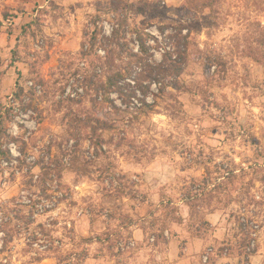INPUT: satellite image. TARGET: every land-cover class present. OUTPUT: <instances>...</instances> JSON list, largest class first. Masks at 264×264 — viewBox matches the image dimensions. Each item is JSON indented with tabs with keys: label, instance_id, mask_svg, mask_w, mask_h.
I'll return each instance as SVG.
<instances>
[{
	"label": "rangeland",
	"instance_id": "374dc122",
	"mask_svg": "<svg viewBox=\"0 0 264 264\" xmlns=\"http://www.w3.org/2000/svg\"><path fill=\"white\" fill-rule=\"evenodd\" d=\"M138 33L153 67L190 34L188 62L128 73ZM142 218L264 264V0H0V264H123Z\"/></svg>",
	"mask_w": 264,
	"mask_h": 264
},
{
	"label": "crops",
	"instance_id": "0c3cea01",
	"mask_svg": "<svg viewBox=\"0 0 264 264\" xmlns=\"http://www.w3.org/2000/svg\"><path fill=\"white\" fill-rule=\"evenodd\" d=\"M143 178L147 179L146 176ZM188 211L189 219L183 218L184 222L190 220L191 211ZM144 221L143 218L139 221L136 220L131 227H127L130 230V237L136 241L139 250L137 258H132L123 264H203L202 257L208 249L204 239L193 235L184 236L178 228L180 225H172L170 228L168 223L169 228L163 229V233L159 231L160 234L152 235L151 240L154 239V241L152 240L153 244H149L143 226ZM206 221L212 227L217 228L221 225L222 216L219 213H210L206 216ZM106 229L107 227H105ZM122 230H125V227ZM148 250L151 255L148 254ZM226 261L228 263L231 260L223 259L218 261V264H224ZM107 264H113V262H107Z\"/></svg>",
	"mask_w": 264,
	"mask_h": 264
},
{
	"label": "trees",
	"instance_id": "16d2710c",
	"mask_svg": "<svg viewBox=\"0 0 264 264\" xmlns=\"http://www.w3.org/2000/svg\"><path fill=\"white\" fill-rule=\"evenodd\" d=\"M219 0H206V6L207 7H213L214 5H216L217 4V2H218ZM190 35V34H189ZM189 35H187L186 37H184V41H185V43H186V45H184V47H183V49L182 50H178L177 52H176V54H177V58L176 59H174V55H175V52H172V51H168V52H166L165 53V55H164V60H163V62L161 63V64H159L158 66H156V67H153L152 65H150L149 63H148V61H146L145 59H144V57L142 56V55H145V54H148V52H149V47L147 46V44H146V41L144 40V38H143V35L141 34V33H138V39H139V43H140V53L141 54H135V53H133V52H130V54H129V56L127 57V59H128V66H129V68H128V73H130V72H132V70H133V67L135 66V65H137L138 67H139V65H142V67H144L145 68V66H147V68H149L148 70H150L151 72H157L155 75L156 76H158V75H160L161 74V72H166V70L167 69H169V67H171V66H174V67H176L177 66V64H180V63H183V62H181V61H178L179 59H184L185 60V63H187L188 62V55H189V52H188V50H189V48H190V42H189ZM119 30H116V31H114V33H113V37H112V39L110 40V42H111V44H115L116 42L118 43L119 42ZM82 56L84 57V58H86V59H88V58H91L92 57V52H89V51H87V52H83L82 53ZM123 55H120V54H116L115 53V50H113V51H109V53L107 54V56H106V59H105V63H103V64H105L107 67H108V70L110 71V73H111V75H110V77H109V81L110 82H119L122 78H124L125 77V75H123V70H119L118 69V64L116 63V59L117 58H121ZM95 61L97 60V61H102V59L101 58H98V56H96L95 57V59H94ZM180 69H182V67L180 68ZM146 72L147 70H146V68L145 69H143L142 68V72ZM158 73H160V74H158ZM150 77H151V79H153V80H156V78L153 76V74H151L150 75ZM154 77V78H153ZM114 84V83H113ZM112 84V85H113ZM146 94V93H145ZM155 99H157V96L155 97ZM144 106H146V107H151V108H153V106L152 105H148L145 101H144ZM95 120V119H94ZM93 119H90V122H92V121H94ZM90 122H86V127H91V128H93V138L95 137V136H97V137H99V140L97 141V143L98 144H103V140H101V138H100V136L98 135V128H96V127H92V125H91V123ZM98 123L99 124H101V121L100 120H98ZM105 128V127H104ZM88 135V134H87ZM230 181H232V182H230ZM229 182L230 183H233V180H229ZM221 186H215V190H213V191H211L210 192V194H208V195H206V198H205V203L204 204H206V205H204L203 204V208H210L211 207V204H212V202H213V200L215 199V198H217L218 197V195L219 194H222V192H220L221 191V188H220ZM220 188V189H219ZM223 191H225V190H223ZM197 201V200H196ZM189 206L191 207V209L193 210V209H197L196 207H197V205H195V203L193 202L192 204H189ZM199 207V206H198ZM194 210V211H195ZM215 209L214 208H212L211 210H209L208 209V212L209 213H213V211H214ZM195 213L193 212V215H194ZM200 222L202 223L201 224V226L200 227H198V231H201L202 229H203V227H208V226H211L206 220H205V218L204 217H202L201 219H200ZM250 232L249 231H247V232H245V239L243 240V249L245 250L246 249V244H248V239H249V236H250ZM198 237H200V236H198ZM226 250V248H223L222 249V253L224 252ZM250 255H252V256H255L256 255V253L255 252H252ZM246 256V258L248 259V255H245ZM207 264H218V262L215 260V259H213V258H210V260H209V262L207 263Z\"/></svg>",
	"mask_w": 264,
	"mask_h": 264
},
{
	"label": "built area",
	"instance_id": "2783aa9c",
	"mask_svg": "<svg viewBox=\"0 0 264 264\" xmlns=\"http://www.w3.org/2000/svg\"><path fill=\"white\" fill-rule=\"evenodd\" d=\"M152 240L154 241V239H152ZM129 246L130 247H133V246H135V243L134 242H131ZM252 248H255V242L254 241L252 243ZM252 252H254V251L251 248H249L248 253L246 254V255H248V263L247 264H250V260L253 257L252 255H250ZM214 253L215 252H214L213 249H209L208 253L203 256V262H204V264H207L209 262V260L211 258V255L214 254ZM222 255L224 257L228 258V255H229L228 250H225Z\"/></svg>",
	"mask_w": 264,
	"mask_h": 264
}]
</instances>
